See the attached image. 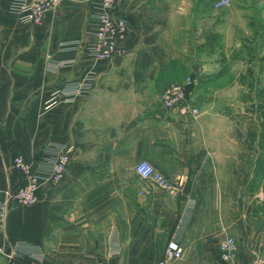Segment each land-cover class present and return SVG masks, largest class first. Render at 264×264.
Listing matches in <instances>:
<instances>
[{
    "label": "crops",
    "instance_id": "obj_1",
    "mask_svg": "<svg viewBox=\"0 0 264 264\" xmlns=\"http://www.w3.org/2000/svg\"><path fill=\"white\" fill-rule=\"evenodd\" d=\"M11 1L0 0V190L23 184L13 166L19 155L43 179L36 203L5 210L6 253L24 242L51 264H159L176 238L184 254L167 264H264V176L254 187L264 0L227 8H215L217 0H119L128 35L123 52L103 60L86 47L98 0H62L38 24L21 22ZM252 17L263 29L256 32ZM222 34L227 73L204 51ZM188 77L197 118L162 100L169 84ZM67 147L65 176L50 184ZM143 159L181 178L180 186L166 190L139 176L134 167ZM228 236L234 263L222 259ZM33 262L27 251L15 259L0 252V264Z\"/></svg>",
    "mask_w": 264,
    "mask_h": 264
},
{
    "label": "built area",
    "instance_id": "obj_2",
    "mask_svg": "<svg viewBox=\"0 0 264 264\" xmlns=\"http://www.w3.org/2000/svg\"><path fill=\"white\" fill-rule=\"evenodd\" d=\"M62 0H12L11 11L14 12L21 22L25 24H38L43 20L45 13L60 6ZM119 0H98L95 13V30L91 42L87 43L90 56L97 60L112 59L123 52L121 43L128 35L129 25L123 15L116 14V7ZM232 0H217L214 3L216 8L227 7ZM195 82L193 77H188L184 82L171 83L167 86L163 95V104L166 108L176 110L183 116L197 118L200 109L197 107L190 94ZM72 148L67 147L61 150L54 162L52 172L46 180L50 184H58L64 178L70 163ZM14 168L20 170L24 176V182L18 188H6L0 190V224L4 217L5 210L13 205H27L36 203L38 200L37 189L41 185L42 175L33 170L32 164L27 162L23 156H17L13 161ZM136 173L144 179L150 180L160 188L173 190L179 187L181 178L172 179L158 170L153 163L147 159L138 161L135 164ZM10 253H6L3 246L0 252L5 253L9 258L15 259L20 251H27L33 257V264H51L46 256L38 249L24 242H17L13 245ZM222 259L228 263L236 260V242L233 237H226L220 244ZM185 248L176 238L168 241L164 258L159 264H167L169 261L182 258ZM70 264H110L106 261H94L91 263L73 262Z\"/></svg>",
    "mask_w": 264,
    "mask_h": 264
},
{
    "label": "rangeland",
    "instance_id": "obj_3",
    "mask_svg": "<svg viewBox=\"0 0 264 264\" xmlns=\"http://www.w3.org/2000/svg\"><path fill=\"white\" fill-rule=\"evenodd\" d=\"M215 3V2H214ZM214 6V5H213ZM238 7H244V4L238 3L237 4ZM229 7V6H228ZM242 7V8H243ZM216 8V7H215ZM227 8V7H225ZM253 18V17H252ZM250 18V25L254 28L256 27V32L258 31V29L262 28L263 29V24L261 23V21H259L257 18ZM255 32V33H256ZM209 37H207L208 39ZM220 41V42H219ZM216 43V48L214 49L212 48H207L205 51V54L208 55V57L210 56L211 58H213V53H215V57L217 59H220L221 61V66H222V71L224 72H228V59H229V39H228V35L227 34H222L220 40L214 41ZM215 51V52H214ZM264 176V170L259 168L258 166L256 167L255 170V176H254V187H258L259 183H260V179ZM256 201L259 204V206L261 205V198L256 196Z\"/></svg>",
    "mask_w": 264,
    "mask_h": 264
},
{
    "label": "trees",
    "instance_id": "obj_4",
    "mask_svg": "<svg viewBox=\"0 0 264 264\" xmlns=\"http://www.w3.org/2000/svg\"><path fill=\"white\" fill-rule=\"evenodd\" d=\"M264 60V56L262 58ZM264 69V66H263ZM259 109L262 112L263 118H264V99L261 101L259 104ZM260 147H261V154L257 158V166L261 169L264 170V160H262V155H264V119L262 122V128H261V133H260Z\"/></svg>",
    "mask_w": 264,
    "mask_h": 264
}]
</instances>
